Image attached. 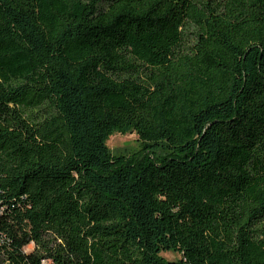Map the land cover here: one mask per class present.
Segmentation results:
<instances>
[{"label":"trees","instance_id":"1","mask_svg":"<svg viewBox=\"0 0 264 264\" xmlns=\"http://www.w3.org/2000/svg\"><path fill=\"white\" fill-rule=\"evenodd\" d=\"M0 264H264V0H0Z\"/></svg>","mask_w":264,"mask_h":264},{"label":"rangeland","instance_id":"2","mask_svg":"<svg viewBox=\"0 0 264 264\" xmlns=\"http://www.w3.org/2000/svg\"><path fill=\"white\" fill-rule=\"evenodd\" d=\"M107 145L111 152L118 153L122 152L125 154H140L142 150L141 142L138 139V136L134 132H129L126 134L122 133H114L112 134L108 140ZM33 248V245L30 244L27 247H25V251H30ZM164 256L167 259H175L178 257V254L174 253H164Z\"/></svg>","mask_w":264,"mask_h":264}]
</instances>
